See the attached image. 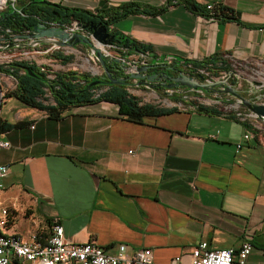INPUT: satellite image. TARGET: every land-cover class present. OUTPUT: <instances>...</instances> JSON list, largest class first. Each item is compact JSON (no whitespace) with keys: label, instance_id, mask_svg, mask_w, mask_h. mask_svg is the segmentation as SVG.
I'll list each match as a JSON object with an SVG mask.
<instances>
[{"label":"crops","instance_id":"0c3cea01","mask_svg":"<svg viewBox=\"0 0 264 264\" xmlns=\"http://www.w3.org/2000/svg\"><path fill=\"white\" fill-rule=\"evenodd\" d=\"M42 1L91 13L136 3L145 12L114 22L109 33L149 48L146 55L159 62L219 56L264 71V0ZM208 4L231 10L234 18H207ZM15 87L0 73V121L10 126L1 131L10 146L0 152V164L8 167L0 180L5 234L44 242L59 224L69 242L148 248L155 264H169L201 242L215 250L249 242L247 264H262L261 128L252 130L224 111L199 110L190 100L196 92L188 103L167 107L178 111L143 123L126 120L107 102L73 107L54 119L10 95Z\"/></svg>","mask_w":264,"mask_h":264},{"label":"trees","instance_id":"16d2710c","mask_svg":"<svg viewBox=\"0 0 264 264\" xmlns=\"http://www.w3.org/2000/svg\"><path fill=\"white\" fill-rule=\"evenodd\" d=\"M15 10L8 7L0 14V38H6L5 45L12 43L6 30H10L11 34L28 31L37 23L36 17L57 21L65 25L74 23L81 25L92 23L96 25L102 23L106 25L109 31V26L114 22L132 14L145 12L136 3H125L107 10L91 13L74 8H55L52 5L43 4L40 0H17ZM205 16L213 20L234 18L233 12L223 7H216L213 11L205 9ZM110 34L114 36L115 45L122 49L136 50L142 53L149 51V48L134 43L123 35L116 32H110ZM73 57V54L54 51L47 58L53 59L61 65H67L72 62ZM183 65L190 68L188 70L190 75L198 70H203L210 77H218L221 74L227 75L234 72L233 63L225 61L219 56L200 62H184ZM25 69H28V73ZM0 73L10 76L16 81V87L9 93L10 95H13L26 106L45 111L54 119L60 118L70 108L100 102L116 105L119 115L134 123H143L146 118H155L178 111L177 107L167 108L151 103H142L137 96L128 91L126 86L98 84L88 88L90 82L99 78L92 77L88 73H78L73 70L54 71L45 65H37L23 60L0 64ZM48 76L52 77L49 78ZM230 82L235 83V79L230 80ZM186 92L190 95L193 94V92ZM169 99L181 104L189 102L179 94H172ZM50 100L53 104L49 103ZM197 108L206 113L222 114V110L213 107L198 105ZM227 116L236 119L233 115ZM8 127L10 126H5L0 121V132Z\"/></svg>","mask_w":264,"mask_h":264},{"label":"built area","instance_id":"2783aa9c","mask_svg":"<svg viewBox=\"0 0 264 264\" xmlns=\"http://www.w3.org/2000/svg\"><path fill=\"white\" fill-rule=\"evenodd\" d=\"M17 0H0V14L8 7L16 9ZM216 8L213 4L206 5L205 9L213 11ZM37 21H41L48 27H59L64 31L80 32L83 35L90 37L91 34L76 26V23L65 25L53 20H45L36 17ZM6 33L12 37L10 30ZM19 42L17 40H10ZM6 41H0V45H4ZM1 47V46H0ZM6 47V46H3ZM34 47L44 49V52L59 50L55 46L36 45ZM15 49V48H14ZM62 49V48H60ZM1 58V56H0ZM11 61H7L9 63ZM233 71L241 76H247V79L259 83L258 87L264 88V71L259 65H249L248 63H234ZM197 72L203 74L207 80L208 74L203 70ZM226 77V74H223ZM224 79V76L221 77ZM167 93L182 95L183 99H188L189 94L184 90H169ZM169 95V96H170ZM4 94L0 91V104L2 103ZM230 111L238 121L247 124L252 130H258L264 126V121H260L253 113L248 111L238 101L234 100L230 104ZM225 113V112H224ZM249 133L244 135V139H249ZM9 142L0 132V152L3 149L9 148ZM242 144H238L240 149ZM8 167L0 164V180L7 174ZM1 189V183H0ZM3 218L0 219V264H11L17 261L18 264H155L153 261L152 250L148 248L132 249L126 245H116L111 248H102L93 241L85 243L69 242L65 236L61 225L53 224L49 236L41 242L36 235H33L29 240H22L15 235H7L4 233L6 225V211H2ZM114 250V252H111ZM252 251V245L249 242H244L237 249H210L206 242H201L196 247L192 248L187 254H182L171 259L169 264H184L183 259L189 258V264H247L248 257ZM262 264H264V250L261 251Z\"/></svg>","mask_w":264,"mask_h":264},{"label":"water","instance_id":"95a60500","mask_svg":"<svg viewBox=\"0 0 264 264\" xmlns=\"http://www.w3.org/2000/svg\"><path fill=\"white\" fill-rule=\"evenodd\" d=\"M40 1L55 8L59 7L46 1ZM13 10L16 11L15 9ZM76 26L87 32L90 31L91 36L87 37L80 32L64 31L59 27H48L41 21H37L30 30L9 37L10 40L19 42L0 45V49L5 48L3 46L23 48L36 45H51L59 49H74L79 45L86 48L90 55L89 58H92L100 65L106 79L99 77L90 82L88 88L98 84L135 87L141 84L136 82L138 79L152 81L158 75L163 79L170 75L171 78L168 80L171 83L163 86L164 92L184 90L208 96L210 95L209 92L213 91L217 96L224 95L227 98H233L253 113L260 121H264V88L258 87V82L244 78L235 72H230L224 79L218 80H207L203 74L197 71L190 75L184 72L190 68L183 64L161 63L155 57L146 55V53L122 49L116 46L114 36L109 33L105 24L98 23L94 25L89 23L81 25L77 23ZM0 41H6V38H0ZM151 70V75H148ZM25 71L28 73V69H25ZM112 72L118 73V75L113 76ZM173 74L175 76L172 77ZM232 79H235V83H229ZM146 86L149 87L148 85ZM150 88L152 91H157L153 87Z\"/></svg>","mask_w":264,"mask_h":264},{"label":"rangeland","instance_id":"374dc122","mask_svg":"<svg viewBox=\"0 0 264 264\" xmlns=\"http://www.w3.org/2000/svg\"><path fill=\"white\" fill-rule=\"evenodd\" d=\"M46 47L37 48L33 46L23 47V48H8L5 47L3 49H0V64L6 63L7 61H28L35 63L37 65H45L54 71H68L73 70L78 73H88L92 77H101L103 74L102 68L100 65L95 61L91 60L88 55L87 51L84 48L81 49H71L66 48L64 50L59 49L55 51H64V54H73V60L71 63L67 65H61L58 62L54 61L53 59L47 58L49 54L53 53L54 51H50L45 53L44 49ZM69 49V50H67ZM209 76V75H208ZM225 75L221 74L218 77H210L213 80L221 79V77ZM51 78L52 76H48ZM244 78H247V76H244ZM229 81V80H228ZM229 83H231L229 81ZM244 86V84H242ZM130 92L132 94H135L142 103H151L155 105H159L162 107H169L173 105L175 102L169 99L170 93L161 91H150L148 89L145 90H138L134 88H129ZM199 96H195V98H191L190 100L193 101L196 105H213L216 108L221 109L224 111L227 115H231V113H228L230 111V104L234 103L233 98H227L224 95L217 96L214 92L210 93V95H202L199 94ZM215 95V97H214ZM232 100V101H228ZM182 107V106H181ZM148 119V118H146ZM261 130L264 131V128Z\"/></svg>","mask_w":264,"mask_h":264},{"label":"flooded vegetation","instance_id":"af4514ba","mask_svg":"<svg viewBox=\"0 0 264 264\" xmlns=\"http://www.w3.org/2000/svg\"><path fill=\"white\" fill-rule=\"evenodd\" d=\"M185 73L189 74V71H184ZM152 70L148 72V75H151ZM113 76H117L118 73L112 72ZM175 76V74L172 75V77ZM169 78H171V76L169 75L168 77H166V79L161 78L159 75L156 76L154 79H152V81H147L146 79L142 80V79H138L136 82L141 83L138 86L135 87H128V88H134V89H140V90H145L148 89L150 91H152V89L150 87H153L154 90L157 91H163V86L170 84L171 82L168 80ZM101 79H105L104 77V73L101 75ZM106 80V79H105ZM133 81V80H130ZM146 85H148L149 87H147Z\"/></svg>","mask_w":264,"mask_h":264}]
</instances>
